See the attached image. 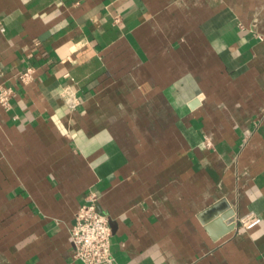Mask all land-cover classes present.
<instances>
[{"label": "crops", "instance_id": "0c3cea01", "mask_svg": "<svg viewBox=\"0 0 264 264\" xmlns=\"http://www.w3.org/2000/svg\"><path fill=\"white\" fill-rule=\"evenodd\" d=\"M0 70V264H81L89 191L117 264H264V0H0Z\"/></svg>", "mask_w": 264, "mask_h": 264}, {"label": "built area", "instance_id": "2783aa9c", "mask_svg": "<svg viewBox=\"0 0 264 264\" xmlns=\"http://www.w3.org/2000/svg\"><path fill=\"white\" fill-rule=\"evenodd\" d=\"M115 23L119 22L117 16ZM34 68L28 66L17 75L18 82L27 84L33 79ZM67 75V74H66ZM2 71L0 70V77ZM14 95L11 87L0 83V106L4 109L10 108V101ZM66 107L74 110L81 103L75 91L70 86L62 87L60 94ZM97 195L89 191L83 204L79 207L74 216L73 224L69 229L70 241L72 244V257L81 264H117L111 249V228L106 215L96 210ZM261 219L253 212H249L236 219V224L242 229L248 230L260 223Z\"/></svg>", "mask_w": 264, "mask_h": 264}, {"label": "water", "instance_id": "95a60500", "mask_svg": "<svg viewBox=\"0 0 264 264\" xmlns=\"http://www.w3.org/2000/svg\"><path fill=\"white\" fill-rule=\"evenodd\" d=\"M233 221V219L232 220H230L229 222H232Z\"/></svg>", "mask_w": 264, "mask_h": 264}]
</instances>
